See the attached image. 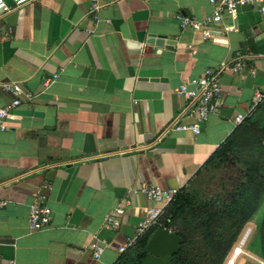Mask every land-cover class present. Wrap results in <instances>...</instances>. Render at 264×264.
Wrapping results in <instances>:
<instances>
[{"label":"crops","instance_id":"1","mask_svg":"<svg viewBox=\"0 0 264 264\" xmlns=\"http://www.w3.org/2000/svg\"><path fill=\"white\" fill-rule=\"evenodd\" d=\"M88 4L31 0L0 12V105L13 99L3 84L33 95L0 132V264H113L157 206L141 187H182L235 128L234 116L249 114L256 92L264 106L256 6L223 15L203 39L177 15L204 19L208 0H106L96 20ZM237 54L246 66L221 72L222 100L200 132L170 129L186 104L175 89ZM32 204L51 210L37 230ZM94 241L104 246L97 259Z\"/></svg>","mask_w":264,"mask_h":264},{"label":"trees","instance_id":"2","mask_svg":"<svg viewBox=\"0 0 264 264\" xmlns=\"http://www.w3.org/2000/svg\"><path fill=\"white\" fill-rule=\"evenodd\" d=\"M264 203V106L235 126L179 188L156 225L136 237L113 264H141L152 231L165 226L181 237L171 264H223L244 225ZM247 248L264 261V213Z\"/></svg>","mask_w":264,"mask_h":264},{"label":"built area","instance_id":"3","mask_svg":"<svg viewBox=\"0 0 264 264\" xmlns=\"http://www.w3.org/2000/svg\"><path fill=\"white\" fill-rule=\"evenodd\" d=\"M31 0H11V4H7L5 0H0V12L7 11L12 7L20 6ZM212 7V14L204 19H197L193 16L179 14V26L183 29H192L198 31L203 39L213 37L214 30L211 23L218 24L221 22L223 15H228L235 18L238 9L244 5L256 6L264 13V0H208ZM88 14L93 20H96L98 11L105 6L106 0H88ZM233 29L232 26L223 27L222 32ZM91 32V30H88ZM244 57L237 54L233 62L228 64H220L215 67H207L202 73L192 78L189 82L191 87L186 84L179 85L175 91L181 94L186 99V104L179 115L169 123L168 127L172 130H188L193 134L200 132V125L209 120L210 115L216 110L222 100V89L219 76L226 69L239 71L245 67ZM253 73V70L251 69ZM56 74L52 78L44 82V86L48 87L56 78ZM5 89H9L13 93V99L9 102L0 105V132L8 129V122L15 117L14 109L19 106L23 99L28 100L33 96L29 90L23 89L17 83L3 84ZM262 93L256 92L253 105H256L262 100ZM252 109V108H251ZM245 115L236 114L233 121L238 125ZM185 119H190L192 122H185ZM179 188H163L159 185H143L141 191L145 193L148 199L152 200L157 206H152L145 211L144 217L138 222L136 227V235L134 239L119 247V253L131 244L136 237L144 234L149 228L156 225L159 216L178 192ZM117 213L121 209L116 210ZM50 208L45 205L32 204L29 210V227L32 230H37L44 227L50 220ZM114 218L108 216L106 224L110 225ZM92 255L94 258H99L104 250V246L96 241L90 244Z\"/></svg>","mask_w":264,"mask_h":264},{"label":"water","instance_id":"4","mask_svg":"<svg viewBox=\"0 0 264 264\" xmlns=\"http://www.w3.org/2000/svg\"><path fill=\"white\" fill-rule=\"evenodd\" d=\"M163 35H158L156 43L163 44ZM174 41L167 40V44ZM181 237L165 226L155 228L148 241V254L142 259L141 264H171L173 254L179 250Z\"/></svg>","mask_w":264,"mask_h":264},{"label":"rangeland","instance_id":"5","mask_svg":"<svg viewBox=\"0 0 264 264\" xmlns=\"http://www.w3.org/2000/svg\"><path fill=\"white\" fill-rule=\"evenodd\" d=\"M263 213H264V203L261 205V207L254 214L253 218L244 225L240 235L238 236L237 240L234 242L231 249L229 250L223 264H229V261L231 260L233 254H234V250L240 244H241L240 248H241L242 252L238 253L235 256L232 264H264V261L261 258H259L257 255H255L253 252H251L247 248V245L255 236L256 222H258L261 219ZM246 231H248V235L245 238V240L242 241L243 235Z\"/></svg>","mask_w":264,"mask_h":264},{"label":"bare ground","instance_id":"6","mask_svg":"<svg viewBox=\"0 0 264 264\" xmlns=\"http://www.w3.org/2000/svg\"><path fill=\"white\" fill-rule=\"evenodd\" d=\"M247 235H248V231H246V232L244 233L243 238H242V241L245 240V238L247 237ZM240 245H241V244H240ZM240 245H238V246L236 247V249L234 250V254H233L231 260L229 261V264H232L233 259L235 258V256H236L238 253L242 252V250H241V248H240Z\"/></svg>","mask_w":264,"mask_h":264}]
</instances>
